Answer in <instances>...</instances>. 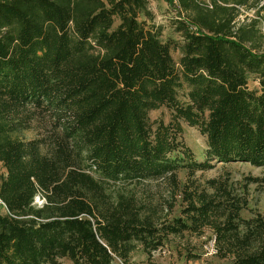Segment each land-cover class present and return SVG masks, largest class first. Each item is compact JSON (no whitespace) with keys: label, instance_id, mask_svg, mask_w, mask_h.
Wrapping results in <instances>:
<instances>
[{"label":"trees","instance_id":"1","mask_svg":"<svg viewBox=\"0 0 264 264\" xmlns=\"http://www.w3.org/2000/svg\"><path fill=\"white\" fill-rule=\"evenodd\" d=\"M160 1L181 45L138 21L148 0H0V264H114L204 230L228 264H264V217L191 181L214 163L264 166V4ZM161 108L168 123L149 118ZM181 123L205 138L203 161Z\"/></svg>","mask_w":264,"mask_h":264},{"label":"rangeland","instance_id":"2","mask_svg":"<svg viewBox=\"0 0 264 264\" xmlns=\"http://www.w3.org/2000/svg\"><path fill=\"white\" fill-rule=\"evenodd\" d=\"M264 0L261 1V5ZM261 13H264L262 11ZM253 12H241L238 20L253 18ZM176 12L168 7L163 1L148 0L146 10L138 15V21L146 29L160 32L159 39L164 42H177L181 45L182 39L175 32ZM118 22L115 23V25ZM259 29L264 33V24L260 22ZM175 61L180 57L178 50L171 52ZM250 90H258L257 80L251 76L248 81ZM151 121H170V113L167 109L151 111L149 113ZM182 126V140L191 150L197 161L204 160V151L206 149V140L195 128H191L185 123ZM34 137V132L24 133V138ZM214 168L204 172H197L191 181L201 188L206 189L207 181L215 180L217 185H222L235 196H243L246 199L247 206L240 213L244 220H249L257 215L264 217V166L254 167L246 162L232 161L214 163ZM5 176V169L0 164V182ZM181 185L186 182V170H179L177 173ZM208 192L212 189L208 188ZM34 203L40 205L42 201L35 198ZM6 210L0 204V215H5ZM180 216V207L176 206L172 213V218ZM61 264H70L67 259H62ZM228 259H220L216 256L214 248V235L210 230L197 236L184 233L182 236H169L164 243L163 248L158 249L151 256L143 253L140 246H137L131 253L128 260L115 259L114 264H228Z\"/></svg>","mask_w":264,"mask_h":264}]
</instances>
